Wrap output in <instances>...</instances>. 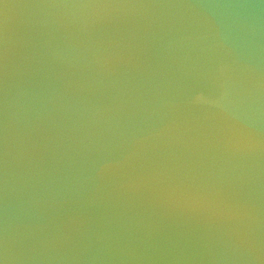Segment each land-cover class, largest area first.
I'll use <instances>...</instances> for the list:
<instances>
[{
	"label": "water",
	"instance_id": "95a60500",
	"mask_svg": "<svg viewBox=\"0 0 264 264\" xmlns=\"http://www.w3.org/2000/svg\"><path fill=\"white\" fill-rule=\"evenodd\" d=\"M0 264H264V0H0Z\"/></svg>",
	"mask_w": 264,
	"mask_h": 264
}]
</instances>
